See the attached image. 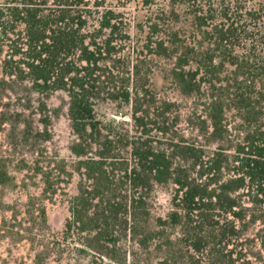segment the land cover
<instances>
[{
    "label": "trees",
    "instance_id": "obj_1",
    "mask_svg": "<svg viewBox=\"0 0 264 264\" xmlns=\"http://www.w3.org/2000/svg\"><path fill=\"white\" fill-rule=\"evenodd\" d=\"M45 2L11 0L8 7H0V109L14 83L29 84L35 95L65 92L75 136L70 150L77 161L71 172L42 147L52 139L44 102L34 112L39 116L36 122L24 112L16 114L17 126L24 127L23 141H34L36 147L30 161L20 160L18 170L30 173L28 179H39L42 186L35 184L39 192L32 194L24 183L23 210L0 200V242L41 248L34 257L38 264H45L50 253L63 256L71 247L91 256L93 264H127L122 238L130 236L146 250L152 241L164 238L163 229L183 228L180 250L168 238L163 264H202L217 237L215 212L240 222L247 218L249 209L233 194L249 188L251 202L264 204V2L234 10L224 1L216 7L212 1L173 0L169 15L149 25L145 57L136 63L121 55L120 45L128 36L112 11L103 13L98 27L90 31L84 15L88 0H54V6L43 8ZM176 5L186 8V26H180ZM239 15L249 23L241 24ZM19 26L24 27L25 50L15 47L11 57L2 59ZM19 54L22 57L15 59ZM148 57L172 63L171 76L183 96H201L210 88L222 93H212L204 101L205 114L195 128L207 143L217 145L211 158L197 139L178 129L175 104L157 99L147 75L150 70L143 72ZM130 64L134 65L128 69ZM103 97L131 104L136 135H122L97 120L95 105ZM229 111L239 119L243 135L228 148L234 150L235 175L223 180V169L230 167L224 153ZM8 162L0 155V188L18 185ZM74 173L80 177L78 191L68 201L70 216L57 238L46 232V204L54 202ZM170 181L178 190L177 210L157 220L161 230L152 229L151 194L155 185ZM233 222L220 233L236 231ZM46 236L52 237L51 249L45 245Z\"/></svg>",
    "mask_w": 264,
    "mask_h": 264
},
{
    "label": "rangeland",
    "instance_id": "obj_2",
    "mask_svg": "<svg viewBox=\"0 0 264 264\" xmlns=\"http://www.w3.org/2000/svg\"><path fill=\"white\" fill-rule=\"evenodd\" d=\"M11 0H0V7H8ZM38 2L42 0H37ZM43 8L54 6V0H46ZM89 7H85L84 15H87L88 30L92 31L99 25V18L107 11H112L118 16L119 21L123 22V30L127 34L128 39L122 43V56L128 60L137 62V58L143 59L146 54L145 45L148 43L149 25L157 22L159 16L163 14L169 15L173 7V0H88ZM201 3H215L216 7L232 3L234 10L239 7L254 6L257 3H262L264 0H196ZM180 14V26H186L184 22L188 17L184 6L174 7ZM238 19L241 24L249 23L243 21L240 15ZM160 22V21H159ZM24 27L19 26L15 34H11V40H8L3 49L2 59L11 57L15 52V47L25 50L24 45ZM143 52V53H142ZM143 54V55H142ZM22 57H14L18 59ZM147 59V58H146ZM149 64L143 66V72L148 70V78L157 99L174 103L179 112L180 121L178 129L189 139H197L198 142L205 148L207 159L211 158L216 149L215 143H207L206 139L199 134L195 129L198 120L204 116V101H208L214 91L205 89L201 96L186 97L181 94L175 85L171 76L172 63L163 59H153L148 57ZM134 64L127 65L130 69ZM143 65V64H142ZM225 74L221 77L224 78ZM12 91L8 93L7 98L2 102L3 107L0 109V155L9 158L7 168L11 175L15 178L17 187L0 188V200L3 199L6 203L12 204L23 210L26 205V194L22 186L26 182L29 185L28 192L35 194L39 192L42 186L39 179H28L30 173L21 172L18 170L20 160L26 159L30 161L34 148V141H29V145L25 144L22 139V131L24 127L17 126L16 114L24 112L25 117L35 122L39 116L34 115L41 102L47 106V113L51 119L49 131L52 134V139L43 143L42 147L47 152V155L55 157L62 161L67 166V169L73 172L77 159L71 153L70 147L75 140L70 121L68 118L69 98L65 92H55L48 96L35 95L29 90L27 83L12 84ZM219 93V94H218ZM214 94L221 95V92ZM29 108V110H27ZM95 115L99 122L103 125L110 126L116 132L132 136L137 134V127L132 118L131 104L122 101H113L106 98H101L95 105ZM175 116V115H174ZM228 137L224 143L226 153L230 158L229 169H223V180H228L234 177L236 163L234 162V150L228 149L229 146H234L236 141L242 137L239 131L240 121L234 112L227 113ZM203 118V117H202ZM4 120V121H3ZM6 122V123H4ZM33 123V122H32ZM34 125V123H33ZM17 126V127H16ZM205 144H208L205 146ZM205 182V180H203ZM80 177L74 173L69 184H62L64 189L60 191L53 203H47L48 227L46 232L53 234L57 238L62 237L65 221L69 218V199L77 194ZM38 186L35 188L33 186ZM252 192V191H251ZM178 195L177 186L172 182L155 185L150 197V213L152 229L161 230L158 227V219H167L169 214L177 210L175 207V199ZM237 198V201L248 208L247 218L244 222L235 220L232 216L222 214L217 210L214 218L219 222L216 225L215 232L217 237L211 244L208 252L203 255L202 264H215L216 262H226L230 260L233 264H264V204H254L251 202V194L249 188L238 190L232 195ZM10 216V215H8ZM228 221H234L232 225L235 227L234 232L230 235L225 233L222 235L223 228ZM163 239L152 241L148 249L144 250L132 241L131 237L122 238L121 244L124 250L128 252L127 264H163V261L168 256L167 246L165 244L168 238L174 241L175 250H180L181 245L179 239L183 238V228H166ZM45 245L49 243L51 249L52 237L44 238ZM43 240V241H44ZM164 243V244H163ZM161 247V248H160ZM67 251L60 257L54 253H50L45 264H55L54 261L60 260L61 264H93L91 256H86L74 249ZM41 251V248L31 245L30 243L14 244L11 240L0 242V264H38L35 262V254ZM198 258V254L194 253ZM219 264V263H218ZM222 264V263H221Z\"/></svg>",
    "mask_w": 264,
    "mask_h": 264
}]
</instances>
